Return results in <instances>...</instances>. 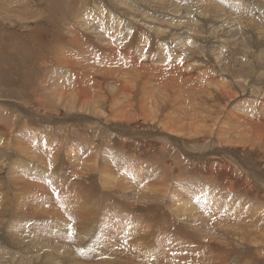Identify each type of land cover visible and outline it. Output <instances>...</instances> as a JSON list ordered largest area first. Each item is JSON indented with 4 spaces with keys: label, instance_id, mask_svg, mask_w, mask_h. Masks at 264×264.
Listing matches in <instances>:
<instances>
[{
    "label": "rangeland",
    "instance_id": "374dc122",
    "mask_svg": "<svg viewBox=\"0 0 264 264\" xmlns=\"http://www.w3.org/2000/svg\"><path fill=\"white\" fill-rule=\"evenodd\" d=\"M260 2L0 0V255L30 257V264H46L48 258L51 264H264V143L254 138L239 139V143V135L231 132L241 127L224 122L219 128L213 123L221 116L226 118L225 105L230 100L233 104L247 103L264 89V9H257L263 4ZM102 13L118 16L113 23L137 20L139 35L149 36L151 29L155 32L176 25L180 33L172 26L173 30L166 28L165 33L171 38L179 35L180 46L167 38L161 46L170 44V52L171 47L180 48L181 56L187 48L195 54L190 62L205 64V68L198 66L201 75L197 74L204 77L196 75L192 78L195 81H190L200 87L208 80L205 96L200 97L198 90L193 95L195 88L191 91L195 98L190 93L180 97L190 107L179 99L170 104L174 108L158 111L160 117L153 112L156 119L152 116L148 120L153 115L149 105L156 99L152 95L157 91L151 80L148 87L134 85L132 107L121 105L122 97L116 104L107 99L115 90L112 78L123 68L134 75L129 67L135 64L118 61L123 68L118 70L114 64L107 81L101 76L105 81L102 88L87 84V75L75 77L67 65L59 64L57 55L87 64L99 58L91 53V46L106 52H101L104 61H115L106 55L109 51L104 48L110 45L102 36V41L93 40L99 46L82 44L80 52L85 55L80 57L73 54L67 39L68 24L88 19L91 26ZM144 19L157 25L155 30L153 25L144 24ZM183 20L189 22L190 35L183 33ZM220 26L235 29L214 34ZM82 31L95 36L92 29ZM103 36L111 41L107 34ZM139 39L143 49L149 42L146 37ZM159 49L151 63L161 69L171 61L167 58L166 63L155 64L156 58L163 56ZM127 51L133 52L127 47L121 53ZM133 53L135 57L126 55L131 63L137 56ZM122 75L120 81L131 87V78ZM148 75L151 78L156 73ZM217 75L219 82L224 76L230 82L236 91L234 98L214 94ZM79 82L89 86L78 94L87 89L90 102L81 103L74 96ZM170 109L183 115L169 116L172 121L177 118L170 122L173 127L180 123L175 129H171L170 120H164ZM195 113H203L199 122L202 129L184 126ZM222 128L229 134L222 133ZM217 129L222 137L210 133ZM217 158L232 172L228 171L232 186L212 179V174L218 173L212 168ZM25 207L31 213L22 209ZM218 239L220 245L215 247ZM0 260L6 264L2 257Z\"/></svg>",
    "mask_w": 264,
    "mask_h": 264
},
{
    "label": "bare ground",
    "instance_id": "6f19581e",
    "mask_svg": "<svg viewBox=\"0 0 264 264\" xmlns=\"http://www.w3.org/2000/svg\"><path fill=\"white\" fill-rule=\"evenodd\" d=\"M263 2V6L262 5H257V9H261V10H263L264 9V0H259V2ZM146 2V1H145ZM260 2V3H261ZM162 4V3H161ZM257 4V3H256ZM253 5H255V4H253ZM218 6V5H217ZM94 8H96V6L94 7ZM158 11V10H157ZM144 15V14H143ZM175 15V14H174ZM177 15V14H176ZM146 17V16H145ZM148 17H149V15H148ZM117 18H118V16H116L115 14L114 15H110V14H107V13H102V14H100L98 17H96L95 19H94V22L93 23H95V24H92L93 25V28H95V29H97V31L96 30H94L93 28H90V27H92V25L90 26V21L88 20V19H83V20H81V21H77L76 20V23H75V21H74V23L73 24H68V31H67V34H68V38L67 39H69V45H71V47L70 48H72V50H73V54L74 55H76V56H78V57H80L81 55H85V52L83 51V52H80V48H82V44H86V45H92L93 44V46H96V45H94V43H93V40L94 39H97V40H100V41H102V38H101V36L102 37H104V39L106 40V42L107 43H109V47H106V48H104V49H107L108 48V50H107V52L109 51V53L108 54H106L107 56H108V58H110L111 60H113L114 58V60L115 61H113V62H111V61H109V59L107 60V61H104V60H106L105 58H103V57H101V52L102 51H104L103 49L102 50H97L95 47H91L90 46V48H91V53L92 54H98V57L100 58H96V59H93V60H91L89 63H87V64H85V63H83V64H81V62L80 61H76V62H72V61H69V60H71V57L70 58H67L68 60H65L64 58H63V56H61V55H57V56H59L58 58H57V61L59 62V64H63V65H67V67H69L70 68V70L72 71V73H73V75L75 76V77H77V78H79L80 76H82V75H87V84H96L99 88H102L103 87V85H104V83H105V81H107L109 78H110V76H111V74H112V69L114 68V64H117L118 63V61H121L124 65H127V66H134V64H135V66L134 67H129L131 70H132V72H133V74L134 75H130L131 73H130V71H124V68L122 67V66H119V64H117V66H118V70L119 69H121V68H123V71H122V69L119 71V73L116 75V76H114L112 79H114L113 81L115 82V90L111 93V94H109L108 96H107V99L108 100H111L112 101V104H116V102H117V98H119V97H122L123 98V102H121V105H129V106H131L132 107V102L131 101H133L134 100V96H133V94L136 92V89H137V87H135L134 85L135 84H137V85H145L146 87H148L150 84L148 83V81L149 80H151L152 81V83H154L153 85L157 88L156 90V92H154L153 93V95L152 96H154V97H156V99H155V103L154 104H152L153 106H150L149 104H147V105H149V108L150 109H148V107H147V109L148 110H150L151 111V113H155V114H157V112L159 111V112H163L164 113V111L165 110H168L169 109V107L170 108H174L173 107V105H175L174 103H177L178 101H179V99H181L180 97H183L182 95H187V94H191V91L193 90V89H195L196 91H192V92H194L193 93V95L195 94V92H198L199 91V93H202V95H200V97H203V96H205V93H206V86L208 85V83H209V81L207 80V85L206 86H204L205 85V81H202V82H204V85H202L201 83H200V87H198L197 85L195 86L192 82H190V81H192V80H194L195 81V79H192V78H194V77H196V75L198 74V66H200V65H195V64H193V63H195V62H190L191 60H192V58H194V55L192 56V54L189 52V50L186 48V49H184V54H185V56H181L180 55V52H181V49L180 48H174L175 46H180V43H181V39L179 38L180 36L179 35H177L176 34V36H172V38L170 37V35H168V34H166L165 33V31H166V28L167 29H169V30H173L174 28L176 29V31L177 32H179L180 33V30L177 28V26L176 25H167V26H163L162 28H163V30H159V31H153L152 29H151V35H149V36H146L144 33H142L141 35H139L140 34V29L136 26V24H137V20H135V19H129L128 21H124L123 19H121V21L119 20L117 23H113L114 22V20H116L117 21ZM148 19V18H147ZM147 19H144V24H149V25H153V26H151L153 29L155 28V27H157V25H155L153 22H151V21H148ZM162 19V18H161ZM220 19V18H219ZM75 20V19H74ZM89 21V22H88ZM113 21V22H112ZM171 22H173L174 24H175V21H177V20H175V21H173V20H170ZM168 22V21H167ZM170 22V23H171ZM124 23V24H123ZM169 23V22H168ZM180 23H182L183 24V26H184V34H186V35H190L191 33H192V30H191V28L187 25V24H189V22L187 21V20H183V21H180ZM186 23V24H185ZM177 24H179L178 23V21H177ZM87 25L89 26V27H87ZM171 26L173 27V29L171 28ZM219 26V25H218ZM230 26V25H229ZM229 26H220L218 29H215V30H213L212 32L214 33V34H217L218 35V33L219 32H222V31H225V32H227V33H230V31H233L235 28H233V27H229ZM170 27V28H169ZM214 27V26H213ZM82 28V29H81ZM211 28V27H210ZM66 29V28H65ZM93 30L94 31V37H91V36H89L87 33H85L84 31H82V30ZM132 29H133V31H132ZM212 29V28H211ZM242 29V28H241ZM155 30V29H154ZM66 32V31H65ZM173 32V31H172ZM194 32V31H193ZM182 33V34H183ZM222 33H224V32H222ZM105 34H107V36L109 37V39L111 40L110 42H109V40L107 39V37H105V36H103V35H105ZM93 35V34H92ZM175 35V34H174ZM193 35V34H192ZM226 35V34H225ZM67 36V35H66ZM66 36H64V38L66 39ZM184 36V35H183ZM141 37H146V39H147V41L149 42V43H143L144 44V47H143V49L142 48H140L139 46V42L140 41H138V40H140L139 38H141ZM148 37H150L151 38V40L149 41V39H148ZM166 38L169 40V43H170V40H172L171 42H175V46L174 47H171V52L172 51H174L175 50V53H171L170 52V44H169V46H167V47H165V48H162V46H161V43L162 42H167V41H165L166 40ZM216 38V37H215ZM104 39H103V41H104ZM186 39V38H185ZM221 40V39H220ZM104 42H102L101 44H103ZM113 43V44H112ZM194 43V42H193ZM95 44H97V46H99V44L98 43H95ZM100 44V45H101ZM57 45V44H56ZM55 45V46H56ZM64 45V44H63ZM163 45H167V43H164ZM210 45V44H209ZM102 46V45H101ZM187 46V45H186ZM191 46V45H190ZM104 47V46H103ZM127 47H131L132 48V50H133V52H135L136 54H137V56H136V58H134V60H135V63L134 62H129L128 61V59L126 58V55L127 54H130V55H132V57L134 56V53L133 52H130V51H127V53L125 54V52H124V54H122L121 52L122 51H125V49L127 48ZM160 48L159 49V52L160 53H162V57H157L156 58V63L155 64H157V63H160V62H165L166 63V59L168 58V59H170V61H171V63H169V64H166V65H169V66H163L161 69L156 65H154V64H152L151 63V61L153 60V57H154V52H155V50L157 49V48ZM164 47V46H163ZM219 47V46H218ZM259 48V47H258ZM262 48V47H261ZM60 49V48H59ZM100 49V48H99ZM178 49V50H177ZM198 49V48H197ZM204 49H206V48H204ZM260 49V48H259ZM67 50V49H66ZM177 50V51H176ZM60 51V50H59ZM105 52V51H104ZM111 52V53H110ZM199 52V51H198ZM201 52V51H200ZM199 52V53H200ZM216 52V51H215ZM259 52V51H258ZM62 53V52H61ZM64 53H66V52H64ZM68 53V52H67ZM106 53V52H105ZM104 53V54H105ZM114 53V54H113ZM158 53V52H157ZM170 53L172 54L171 56H170ZM213 53V52H212ZM256 53V52H255ZM260 53H262L263 54V51H261ZM57 54V53H56ZM202 54V53H201ZM203 55H206V54H203ZM217 57H218V55H216ZM129 57V56H128ZM131 57V58H132ZM135 57V56H134ZM140 57H142L143 58V61H142V59L140 58ZM180 57V58H179ZM198 57V56H197ZM220 58V57H219ZM218 59V58H217ZM216 59V60H217ZM55 60V59H54ZM75 60V59H74ZM220 61H221V59H219ZM219 60H217V61H219ZM223 60V59H222ZM56 60H55V62H57ZM132 61V60H131ZM201 61V60H200ZM217 61H215L216 63H217ZM263 61V60H262ZM51 62V61H50ZM206 62V61H205ZM236 62V61H235ZM202 63V62H201ZM221 63L222 62H220L219 64H220V67H221ZM76 64V65H75ZM81 64V65H80ZM162 64V63H161ZM215 64V63H214ZM223 64V63H222ZM90 65V66H89ZM109 65H111V66H109ZM209 65V64H208ZM210 65H212V67H213V64H210ZM87 66H89V67H92L94 70L93 71H91V70H89V68L87 67ZM127 66H125V68L127 67ZM202 66L203 65H201L200 67L202 68ZM204 66H205V64H204ZM203 66V67H204ZM207 67V66H206ZM210 67V66H209ZM209 67H207V68H209ZM212 67H211V69H212ZM215 67H216V64H215ZM219 67V66H218ZM223 67V66H222ZM258 67L260 68L261 67V65H258ZM257 67V68H258ZM75 68H78V70H75ZM128 68V69H129ZM205 68V67H204ZM204 68H203V70H204ZM207 68L205 69V70H207ZM217 68V67H216ZM219 69V68H218ZM203 70H200L201 72L203 71ZM209 70V69H208ZM207 70V71H208ZM214 70V69H213ZM212 70V71H213ZM224 70V69H223ZM259 70V69H258ZM217 71V73L218 74H220L221 72H218V70H215V72ZM220 71H221V69H220ZM149 72H153L154 74L156 73V76L155 77H151V78H149L148 76V74H149ZM260 72V74H262L263 72H261V71H259ZM122 73H124V75H127V76H129L130 78H131V80L132 81H128V82H132V85H131V87H129L128 85H127V83H124V82H122V81H120V79L119 78H121L123 75H122ZM207 73V72H206ZM214 73V72H213ZM208 74V73H207ZM216 74V73H215ZM259 74V75H260ZM264 74V73H263ZM198 75H201V73L200 74H198ZM197 75V76H198ZM104 77L105 79V81L104 80H102L103 78L102 77ZM209 76V75H208ZM207 76V77H208ZM211 76V75H210ZM209 76V77H210ZM224 76V75H223ZM261 76V75H260ZM263 76V75H262ZM198 77H200V76H198ZM201 77H204V76H201ZM200 77V78H201ZM212 77V76H211ZM217 77H218V75H217ZM205 78H206V76H205ZM214 78V77H213ZM192 79V80H191ZM207 79V78H206ZM205 79V80H206ZM209 79V78H208ZM217 79V78H216ZM200 80V79H199ZM233 80V79H232ZM211 81V80H210ZM215 81V80H214ZM199 82H201V81H199ZM113 83V82H112ZM196 83V82H195ZM198 83V82H197ZM217 83V82H216ZM85 85L84 84V82L81 84V82H79L78 83V85H79V87L77 88L78 90H76V89H74V92H76V95H74L75 97H77V98H79L80 99V101H81V103H84V102H88V100L90 99V92L88 91L87 92V89H89V86L88 85ZM179 84V85H178ZM199 84V83H198ZM211 84V83H210ZM209 84V85H210ZM259 84V83H258ZM178 85V87L177 88H174V86H177ZM202 85V86H201ZM212 87H214V86H212ZM84 88H87V89H85V93H82V95L81 94H78V92L81 90V91H83V89ZM210 88V87H209ZM154 89V88H153ZM106 89H102V91H103V93H105L106 91H105ZM147 90V91H146ZM145 90V92H148V88ZM152 90V89H151ZM150 90V91H151ZM198 90V91H197ZM210 90H212V89H210ZM209 90V91H210ZM264 90V89H263ZM263 90H262V88H260L257 92H256V94L255 95H252L251 96V98L249 99V101H247V103L245 102V103H243V104H233L232 103V101L230 100L229 102H228V104H226L225 105V107H226V110H227V116H226V118H224V116H221L222 118H217L216 120L214 119V121H213V123H215V125L217 126V125H220V127L219 128H221V126L223 125L222 123H229V122H231V124L233 125V127H234V124L236 125V126H238V127H241V128H233V130H232V132L231 133H236V134H238L239 135V138H238V141H239V139H247V138H254V140L256 141V142H258V143H264V97H263V95H264V92H263ZM138 91H139V88H138ZM208 90H207V92H209ZM142 92V91H141ZM211 92V91H210ZM213 92H214V94H216V95H219V97L221 96V97H225V99L226 98H228V97H230V94H231V97H235V95H236V91L234 90V88L232 87V85L230 84V82H228V81H226V77L224 76V79L222 80L221 79V81L219 82V77H218V84L215 86V89H213ZM212 92V93H213ZM143 93V92H142ZM140 94V93H139ZM145 94V93H144ZM189 94V95H190ZM198 94V93H197ZM196 94V95H197ZM192 95V94H191ZM190 95V96H191ZM192 95V98L194 97ZM195 95V96H196ZM70 96V95H69ZM71 97V96H70ZM185 97V96H184ZM183 97V98H184ZM187 97V96H186ZM189 97V96H188ZM215 97V96H214ZM213 97V98H214ZM139 98V97H138ZM190 98V97H189ZM192 98H190L191 99V101H192ZM195 98V97H194ZM135 99H136V97H135ZM188 99V98H187ZM186 98H185V100H187ZM220 99V98H219ZM224 99V100H225ZM148 100V99H147ZM154 100V99H153ZM152 100V101H153ZM184 100V99H183ZM182 99L180 100V101H182V104H183V102H184V106L186 105V104H188V102L187 101H189V99L186 101L187 103H185V101H183ZM198 100V99H197ZM202 100H204V99H202ZM211 100V99H210ZM217 100V99H216ZM143 101L144 100H142V103H143ZM193 101H194V99H193ZM89 102H90V100H89ZM145 102V101H144ZM205 102V101H204ZM124 103V104H123ZM173 103V105H170V104H172ZM191 103V102H190ZM206 103V102H205ZM191 104H193V103H191ZM134 105V104H133ZM207 105V104H206ZM206 105H204L203 104V106H206ZM235 106H237L236 108H234ZM130 107V108H131ZM142 108L143 107H145V104L143 103L142 104V106H141ZM157 107H161V110H158L157 109ZM176 107V106H175ZM178 107V106H177ZM188 107H190V105L188 104ZM142 108L140 109V110H142ZM152 108V109H151ZM202 108H204V107H202ZM116 109H118V108H116ZM201 109V108H200ZM205 109V108H204ZM119 110H121V109H119ZM208 110V109H207ZM170 112L168 113V111H167V115L166 116H168V118L166 117V116H164V120H167V121H169L168 123H174V122H176L175 120L177 119H175L174 121H172L173 119H169V116L170 115H174L175 117L177 116V117H182L183 115H178V113H179V111L177 112V110H176V112H177V114H176V112H175V110L174 109H170L169 110ZM195 111V110H194ZM202 111V110H201ZM204 111V110H203ZM213 111V110H212ZM133 112V111H132ZM144 112V111H143ZM159 112H158V114H159ZM186 112V109L184 110V113ZM205 112V111H204ZM209 112V111H208ZM150 113V112H149ZM154 113H153V115L151 114L149 117L150 118H148V120L149 119H151V117L152 116H154V119L153 120H155L156 119V115H154ZM183 113V114H184ZM187 113V112H186ZM191 113V112H190ZM222 113V112H221ZM123 114H125V113H123ZM122 114V115H123ZM158 114H157V116H158ZM201 114H203V113H201ZM200 114V115H201ZM207 114V113H206ZM116 115V114H115ZM198 113H195V115H193V117L190 119V123L189 124H186V125H184V126H186V127H191L192 128V126H195V127H198V128H201V127H199V125H200V121H201V119H202V117L200 116ZM210 115V114H209ZM213 115V114H212ZM128 116V115H127ZM148 116V115H147ZM191 116V115H190ZM229 116H231V117H229ZM158 117H160V114H159V116ZM145 118V117H144ZM153 118V117H152ZM190 118V117H189ZM194 118V119H193ZM206 118V117H205ZM230 118H231V120H230ZM181 119H183V118H181ZM180 119V120H181ZM143 120V119H142ZM147 120V119H146ZM147 120V121H148ZM159 120V119H158ZM161 120V119H160ZM205 120V119H204ZM213 120V119H212ZM162 122V121H161ZM167 123V122H166ZM167 123V124H168ZM170 123V126H171V129H173L174 127H178L179 125L178 124H180V123H178L176 126H174L173 127V124H171ZM210 123V122H209ZM212 123V122H211ZM210 123V124H211ZM163 124V123H162ZM176 124V123H175ZM207 124V123H206ZM222 124V125H221ZM169 125V124H168ZM202 126H204V125H202ZM231 126V125H230ZM235 126V127H236ZM182 128H183V125L181 126ZM207 127H208V125H207ZM210 127H211V125H210ZM223 127V126H222ZM194 128V127H193ZM198 128L195 130V132L197 133V130H198ZM203 128V127H202ZM201 128V129H202ZM206 128V127H205ZM218 128V129H219ZM169 129V128H168ZM175 129V128H174ZM190 129V128H189ZM215 130V132H211V131H213L212 130V128H211V131H210V133H213V135L214 136H218V135H220L219 137H222L223 135H222V133H225V134H229V132L230 131H226V130H224L223 128V130H222V133L220 132V130ZM179 130H181V128L179 129ZM182 130H184V129H182ZM182 130L179 132L178 131V128H177V131L179 132V133H181L182 132ZM186 130V129H185ZM191 130V129H190ZM171 131V130H170ZM208 132H209V130H207ZM216 131H218V133L216 132ZM184 132V131H183ZM182 132V133H183ZM190 132V131H189ZM200 132V131H199ZM204 132V131H203ZM181 133V134H182ZM207 133V132H206ZM193 134V133H192ZM200 134V133H199ZM184 135V134H183ZM185 135H187V134H185ZM212 135V134H211ZM200 139V138H199ZM251 140V139H250ZM253 140V141H254ZM228 141H229V139H228ZM254 141V142H255ZM231 144L233 143V142H231V141H229ZM251 142V141H250ZM239 143H240V141H239ZM196 144V143H195ZM242 144V143H241ZM249 145V144H248ZM260 146V145H259ZM206 147V146H205ZM208 147V146H207ZM244 147H246V145L244 146ZM255 147V146H254ZM263 147V146H262ZM262 147H261V149H262ZM185 148V147H184ZM211 148V147H210ZM256 148L258 149L259 147H258V145H256ZM199 149V151H200V153H203L201 150V147L200 148H198ZM245 149V148H244ZM255 149V148H254ZM192 152V151H191ZM261 152H263L262 150H261ZM200 153H198V154H200ZM264 154V153H263ZM218 156V155H217ZM262 156V155H261ZM219 157V156H218ZM220 157H222V158H225V159H227L228 157H225V156H220ZM232 157V156H231ZM231 157H229V158H231ZM234 158V157H233ZM235 159V158H234ZM233 159V160H234ZM240 159V158H239ZM223 160V159H222ZM220 161H221V158L220 159H218L217 158V161H216V163L214 164V167L212 166V168L213 169H215L216 170V172H218V173H215V174H212V179L214 180V181H216V182H218V183H220V182H222V181H224L225 180V183L226 184H228L227 183V181L229 182V185H227V186H232L233 185V183H232V181H231V177L229 176V174L230 173H232V172H230L229 170H228V167L226 166L225 168H223V166L221 165L222 164V161H221V164H220ZM236 160H234V161H232V162H235ZM243 161V160H242ZM241 161V162H242ZM246 161V160H245ZM248 161V160H247ZM230 162H231V160H230ZM32 163V162H31ZM227 164V163H226ZM225 164V165H226ZM230 164V163H229ZM234 164V163H233ZM224 165V166H225ZM231 165V164H230ZM229 165V166H230ZM240 165V164H239ZM233 166H236V163H235V165H233ZM239 167H241V166H239ZM233 169H234V167H232ZM232 168H231V171H232ZM86 169V168H85ZM184 169H185V167H184ZM237 169V168H236ZM238 170V169H237ZM237 170H236V172H237ZM179 171V170H178ZM196 171V170H195ZM230 173H229V172ZM239 171V170H238ZM72 172V171H71ZM199 172V171H198ZM84 173V172H83ZM240 173V172H239ZM196 174V173H195ZM233 174H234V172H233ZM238 174V173H237ZM236 174V175H237ZM232 175V174H231ZM180 176V175H179ZM234 176H235V174H234ZM237 176H239V174L237 175ZM241 176V175H240ZM242 177H240V179H241ZM236 179H237V177H236ZM238 179H239V177H238ZM195 180V179H194ZM233 180H235V178H233ZM236 181V180H235ZM235 183V182H234ZM241 183V182H240ZM251 183V182H250ZM248 184H249V182H248ZM241 185V184H240ZM243 185V184H242ZM239 186V185H238ZM82 187V186H81ZM241 187V186H240ZM247 187V186H246ZM242 188V187H241ZM252 188V187H251ZM249 189V188H248ZM247 190V188H245V191ZM250 190V189H249ZM60 191V190H59ZM58 191V192H59ZM67 192V191H66ZM247 192H248V190H247ZM43 193V192H42ZM87 194V193H86ZM42 198V197H41ZM17 203V202H16ZM205 204V203H204ZM18 207H20V205L18 206ZM13 209V208H12ZM23 210H26V213L27 212H30V210H28L26 207L25 208H22ZM84 209V208H83ZM19 210H21V209H19ZM16 211H17V209H16ZM60 211V210H59ZM83 211V210H82ZM13 212V211H12ZM42 212V211H41ZM84 212H85V209H84ZM83 212V213H84ZM17 213V212H16ZM25 213V214H26ZM31 213V212H30ZM36 214V213H35ZM24 215V214H23ZM28 215V214H27ZM83 215V214H82ZM85 216V215H84ZM39 218V217H38ZM85 219V218H84ZM86 219H88V218H86ZM118 219V218H117ZM252 221V220H251ZM23 222V221H22ZM237 223V222H236ZM235 224V223H234ZM29 227V226H28ZM113 227V226H112ZM121 227V226H120ZM133 228H134V226H133ZM209 229V228H208ZM28 231V230H27ZM123 231V230H122ZM116 232V231H115ZM39 233V232H38ZM210 235V234H209ZM62 237V236H61ZM214 236H212L211 238H213ZM78 238V237H77ZM219 238V237H218ZM214 239V238H213ZM221 239V238H220ZM220 239H218V240H215V244L216 245H214L215 247H219V245H220ZM256 240V239H255ZM110 241V240H109ZM196 243H199V241H197ZM28 245V244H27ZM62 246V245H61ZM211 246L213 247V244H211ZM186 247V246H185ZM199 251H200V253L201 252H203V250L201 249L200 250V248H199ZM13 252V251H12ZM13 255H11L10 257H8L7 255H6V257L5 256H3V255H0V257H2L4 260H6V264H30L31 263V261H32V259L29 257H24V256H22L20 259L18 258V257H16L15 255H14V253H12ZM84 255V254H83ZM35 257V256H34ZM39 257V255H37L36 254V259ZM47 258V257H46ZM61 258V257H60ZM49 260H47V263L46 264H51L52 262H51V258H48ZM64 259V258H63ZM69 259V258H68ZM45 260V259H44ZM45 260V261H46ZM251 259H249V261H250ZM66 261V260H65ZM57 263V262H56ZM69 263V262H68ZM0 264H2L1 263V260H0Z\"/></svg>",
    "mask_w": 264,
    "mask_h": 264
}]
</instances>
